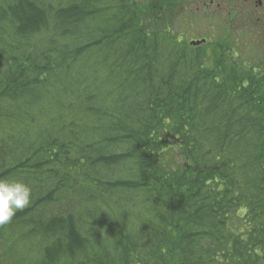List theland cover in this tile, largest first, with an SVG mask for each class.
Returning <instances> with one entry per match:
<instances>
[{
  "label": "trees",
  "instance_id": "obj_1",
  "mask_svg": "<svg viewBox=\"0 0 264 264\" xmlns=\"http://www.w3.org/2000/svg\"><path fill=\"white\" fill-rule=\"evenodd\" d=\"M187 5L0 0V264H264V13Z\"/></svg>",
  "mask_w": 264,
  "mask_h": 264
},
{
  "label": "rangeland",
  "instance_id": "obj_2",
  "mask_svg": "<svg viewBox=\"0 0 264 264\" xmlns=\"http://www.w3.org/2000/svg\"><path fill=\"white\" fill-rule=\"evenodd\" d=\"M189 1L191 0H187V7H189L190 10H186L187 13L184 10V15L185 17H187V21L185 23V27L187 28H185L186 30H184L186 31V33L188 32L190 37L193 36L191 39L197 40L205 38L208 40H217L220 39L223 34H225V28H231V26L227 23V12L203 13L202 11L197 10L195 4H191V2L189 4ZM222 1L225 2L224 7L229 6V4H226L228 2L232 4V7H237L238 5V1H233V3L231 2L232 0ZM221 18H224L225 22H222ZM253 30L254 31L252 36L250 34H245L243 30L239 29L237 31L238 35H240V39L245 38V43H241L240 45H238V48L243 58H252L253 60H258L260 56L257 57L252 44L261 43L262 46L259 48L261 49L260 51L264 53V22H259L258 26H256ZM251 51L254 52L251 53Z\"/></svg>",
  "mask_w": 264,
  "mask_h": 264
},
{
  "label": "clouds",
  "instance_id": "obj_3",
  "mask_svg": "<svg viewBox=\"0 0 264 264\" xmlns=\"http://www.w3.org/2000/svg\"><path fill=\"white\" fill-rule=\"evenodd\" d=\"M31 202V189L23 182L0 180V225L9 223L17 211Z\"/></svg>",
  "mask_w": 264,
  "mask_h": 264
},
{
  "label": "flooded vegetation",
  "instance_id": "obj_4",
  "mask_svg": "<svg viewBox=\"0 0 264 264\" xmlns=\"http://www.w3.org/2000/svg\"><path fill=\"white\" fill-rule=\"evenodd\" d=\"M202 1V2H200ZM238 1L237 7H232V4L224 7L225 2L222 0H191L196 5L198 11L203 13H217V12H261L264 13V0H232Z\"/></svg>",
  "mask_w": 264,
  "mask_h": 264
},
{
  "label": "water",
  "instance_id": "obj_5",
  "mask_svg": "<svg viewBox=\"0 0 264 264\" xmlns=\"http://www.w3.org/2000/svg\"><path fill=\"white\" fill-rule=\"evenodd\" d=\"M206 40H198V41H192L191 44L193 45H200L202 42H205Z\"/></svg>",
  "mask_w": 264,
  "mask_h": 264
}]
</instances>
